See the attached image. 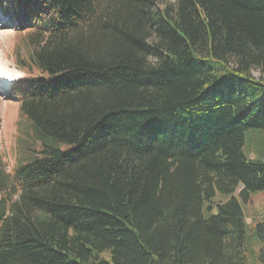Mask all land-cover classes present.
Wrapping results in <instances>:
<instances>
[{
    "label": "trees",
    "instance_id": "16d2710c",
    "mask_svg": "<svg viewBox=\"0 0 264 264\" xmlns=\"http://www.w3.org/2000/svg\"><path fill=\"white\" fill-rule=\"evenodd\" d=\"M22 2L0 264H246L233 193L264 190L243 153L264 132V0Z\"/></svg>",
    "mask_w": 264,
    "mask_h": 264
},
{
    "label": "rangeland",
    "instance_id": "374dc122",
    "mask_svg": "<svg viewBox=\"0 0 264 264\" xmlns=\"http://www.w3.org/2000/svg\"><path fill=\"white\" fill-rule=\"evenodd\" d=\"M0 5L8 16H12L8 17L7 22L5 21V24L0 26V80L12 79V83H14L23 78V73L15 66L14 51L22 34L27 32L28 17L22 0H0ZM253 75L257 78L264 77V73L259 71H254ZM6 92L7 90L0 88V143L10 164L12 161L10 153L14 147L18 102L9 98ZM68 146L61 143L63 149ZM243 153L249 158L264 160V132L262 130L251 129L245 132ZM240 189L241 186H238L233 195L239 201L246 221L245 246L248 253L246 264H262L257 259L260 244L253 235V229L257 222H264V190L252 193L250 199L244 202L238 193ZM229 196L217 195L215 200L218 201ZM102 257L108 260L104 252H102Z\"/></svg>",
    "mask_w": 264,
    "mask_h": 264
},
{
    "label": "bare ground",
    "instance_id": "6f19581e",
    "mask_svg": "<svg viewBox=\"0 0 264 264\" xmlns=\"http://www.w3.org/2000/svg\"><path fill=\"white\" fill-rule=\"evenodd\" d=\"M5 19H7L8 18V15H4L3 16ZM6 22H7V20H5ZM5 21L3 22V20H2V23H0V26H1V24H5ZM8 80H10L11 82H12V79H8ZM7 79H5L4 81H1L0 80V88H4V90H7L8 89V86H5V84H6V81H8Z\"/></svg>",
    "mask_w": 264,
    "mask_h": 264
}]
</instances>
